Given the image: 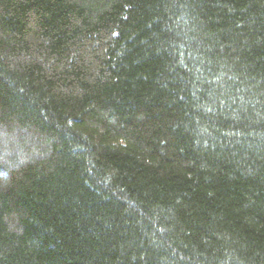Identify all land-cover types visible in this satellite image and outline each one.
Instances as JSON below:
<instances>
[{
	"label": "trees",
	"instance_id": "obj_1",
	"mask_svg": "<svg viewBox=\"0 0 264 264\" xmlns=\"http://www.w3.org/2000/svg\"><path fill=\"white\" fill-rule=\"evenodd\" d=\"M0 264H264V0H0Z\"/></svg>",
	"mask_w": 264,
	"mask_h": 264
}]
</instances>
